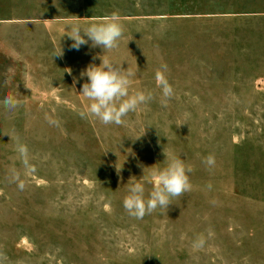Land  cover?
<instances>
[{
  "label": "rangeland",
  "instance_id": "rangeland-1",
  "mask_svg": "<svg viewBox=\"0 0 264 264\" xmlns=\"http://www.w3.org/2000/svg\"><path fill=\"white\" fill-rule=\"evenodd\" d=\"M114 11L117 48H70V22ZM101 55L153 93L124 125L81 115L80 74ZM164 152L192 166L191 191L131 217L129 184ZM0 264H264V0H0Z\"/></svg>",
  "mask_w": 264,
  "mask_h": 264
},
{
  "label": "clouds",
  "instance_id": "clouds-1",
  "mask_svg": "<svg viewBox=\"0 0 264 264\" xmlns=\"http://www.w3.org/2000/svg\"><path fill=\"white\" fill-rule=\"evenodd\" d=\"M67 27L66 34L72 41L70 48L79 50L81 46L88 45L90 41L92 47H100L103 53L117 48L124 33L122 18L115 11L99 20L86 22V26L80 21H72ZM63 55L64 50L60 47L54 51L53 58L63 57ZM100 60V64L90 63L80 74L81 77H87V80L82 84L80 93L89 101L87 109L81 112V115L94 117L105 125H124V118L150 101L153 98V93L143 90L130 93L132 78L136 72L128 67L125 69L122 62L105 56L101 55ZM167 72V65L161 64L155 73L157 87L161 90L160 102L165 107L174 95L173 86L166 75ZM2 103L9 110L20 107V100L15 95L5 96ZM46 119L49 120V123H54L50 117L46 116ZM141 135L133 139L139 138ZM15 150L24 167L29 168L30 154L27 144L17 138ZM164 154L165 165L163 167L152 168L147 174L143 170V178L132 180L129 184L127 194L123 199V207L131 217L142 219L157 208H167L173 197L191 191L192 166L186 164L180 155L169 156L166 152ZM204 162L208 166H213L215 157L209 155ZM116 170L119 173L121 167H117ZM11 178L16 181L20 179V175L15 169L12 170ZM146 183L152 185V189L147 195ZM23 186V183L19 184L21 189ZM204 244L205 238L199 236L193 247L202 248Z\"/></svg>",
  "mask_w": 264,
  "mask_h": 264
}]
</instances>
